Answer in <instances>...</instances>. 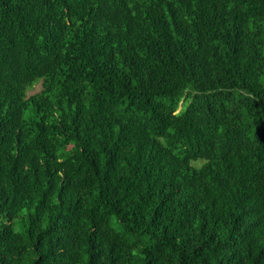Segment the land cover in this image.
Wrapping results in <instances>:
<instances>
[{
    "label": "trees",
    "instance_id": "16d2710c",
    "mask_svg": "<svg viewBox=\"0 0 264 264\" xmlns=\"http://www.w3.org/2000/svg\"><path fill=\"white\" fill-rule=\"evenodd\" d=\"M0 264H264V0H0Z\"/></svg>",
    "mask_w": 264,
    "mask_h": 264
},
{
    "label": "rangeland",
    "instance_id": "374dc122",
    "mask_svg": "<svg viewBox=\"0 0 264 264\" xmlns=\"http://www.w3.org/2000/svg\"><path fill=\"white\" fill-rule=\"evenodd\" d=\"M36 90H38V84H35L29 91H28V93L27 94H31V93H33V92H35ZM15 230L17 231V232H19L20 230H19V226H15Z\"/></svg>",
    "mask_w": 264,
    "mask_h": 264
}]
</instances>
